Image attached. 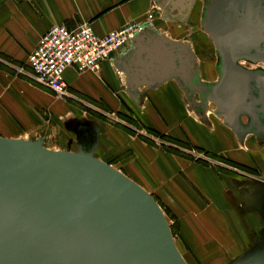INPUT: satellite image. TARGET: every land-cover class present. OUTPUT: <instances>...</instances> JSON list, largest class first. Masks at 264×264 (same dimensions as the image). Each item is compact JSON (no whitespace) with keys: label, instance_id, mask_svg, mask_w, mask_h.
<instances>
[{"label":"water","instance_id":"1","mask_svg":"<svg viewBox=\"0 0 264 264\" xmlns=\"http://www.w3.org/2000/svg\"><path fill=\"white\" fill-rule=\"evenodd\" d=\"M202 25L218 57L216 84L201 81L183 45L152 29L125 54L127 81L135 90L177 80L240 139H263L264 71L239 62L264 63V0H211ZM240 201L253 209L254 197ZM0 264L186 263L158 204L118 170L89 151L0 137Z\"/></svg>","mask_w":264,"mask_h":264},{"label":"crops","instance_id":"2","mask_svg":"<svg viewBox=\"0 0 264 264\" xmlns=\"http://www.w3.org/2000/svg\"><path fill=\"white\" fill-rule=\"evenodd\" d=\"M197 1L1 0L0 137L24 140L39 132L40 135L35 140L41 139L44 142L49 140V136H44L41 130L50 124L49 130H53L54 135L58 129L62 135L55 136H61L56 140L58 151L75 152L73 151L75 149L89 151L98 160L100 157L96 156H126L128 152L129 156H133L136 167L175 198L182 208L187 210L195 207V211L198 212L201 202L205 201L209 205L208 208L216 214L215 219L218 223L226 224V219H229L228 224L234 225L231 220L235 219L234 215L229 210L227 211L230 215L221 210L239 207L241 198L239 202L233 198L228 199L225 190H218L220 193L218 198L217 188L209 174L203 173L200 169L190 171L185 165L179 162L176 164L175 161L165 164L163 158H156L153 153L145 151L142 143L129 135L135 131L143 138L147 136L144 128L135 130L132 125L118 119L121 113L126 112L122 110L124 107L121 103L122 97L132 102L136 100L133 103L135 108L140 106V110H144L143 124L149 122L147 124L152 129L163 130L164 134L175 136L179 140L181 137L176 131L187 129L192 139L202 137L205 145L214 151L220 148L219 150L231 154L230 147L235 141L243 145L249 143L257 145L264 144V139L259 140L252 134L240 139L224 121L218 120V117L215 118L217 122L216 120H213L215 121L213 123L209 122L207 126L209 134L195 121L196 117L191 116L193 120L187 121L184 99L179 89L174 86V82L171 84V80L155 88L136 85V89L133 90L127 81L128 72L123 64L125 54L131 45L105 61L96 74L90 72L79 74L75 69L68 68L63 76L68 95L62 98L39 86L27 66L28 56L36 48L40 37L53 26L74 30L81 24L88 23L94 33L102 37L131 22H143L145 16L152 13L155 16L152 30L168 39L165 31L158 30L157 27H164L168 23L187 22ZM144 89L150 90L148 95L150 94L154 107L166 119L168 124L166 127L158 120L151 103L147 100H144L143 104L140 103L139 97ZM102 108L110 111L104 112ZM101 114H106L103 117L105 122L100 120ZM47 119L50 121H46ZM204 133H207L206 136H201ZM143 156H146V159ZM147 156H151L152 160L155 158L154 161L148 160ZM260 158L264 167V156ZM122 174L125 175L123 172ZM125 176L151 196V190L131 174ZM229 187L230 193L235 191L238 194L244 193L258 201L264 193V180H236ZM231 196L233 197V194H230L229 198ZM191 202L195 206H192ZM249 211L254 212L259 218L257 210ZM254 213L251 215L254 216ZM235 217L239 219L238 215Z\"/></svg>","mask_w":264,"mask_h":264},{"label":"rangeland","instance_id":"3","mask_svg":"<svg viewBox=\"0 0 264 264\" xmlns=\"http://www.w3.org/2000/svg\"><path fill=\"white\" fill-rule=\"evenodd\" d=\"M210 1L198 0L187 22L168 23L164 27H159L156 24V27L158 26V30L165 31L170 41L181 44L188 50L192 58L191 64L198 72L201 81L216 84L219 77L216 72L218 57L215 47L204 33L202 25L203 11L206 4ZM243 63V68L250 70H256L257 68L256 65L248 62L243 61ZM170 82L171 84L174 82V86L179 89L184 99L187 121L192 119L191 116L196 117V119L194 118L195 121L208 134L210 133L207 127L209 126V122H215L213 120H216V117L219 118L218 120L224 121L223 117L218 116L217 109L212 102L204 104L197 93L189 95L177 80H171ZM149 92L150 90L144 89L139 97V101L141 104L144 103V100L151 103L153 108H155L158 120L166 127L168 125L166 119L154 107L151 96H149L150 94L148 95ZM122 98L123 101L121 103L124 106L122 110L126 112L121 113L118 119L128 125H132L135 130H142L144 128L143 130L147 132V136L143 138L139 137L135 131L134 133H129V135L134 137L139 143H142L145 151L153 153L156 155V158H163L162 160H165V164H171V162L174 163L175 161L176 164L179 162L185 165L190 171L192 169H200L203 173L209 174V177L217 188L216 195L218 198L220 197L218 190H225L228 193V199L233 198L237 201L240 198L242 199L246 194H238L236 191L230 193L231 189L229 185H232V182L234 184L236 180H264V167L260 162V157L264 156V144L253 145L249 143L243 145V143L235 141L230 147V154L228 151L219 150L220 148H217L218 151L209 149L204 141L201 140L202 137L192 139L188 135L189 131L187 129L176 131L181 137L179 140L175 136L164 134L163 130L152 129L147 124L149 122L143 124L142 121L145 118L144 110H140V106L137 109L135 108L133 103L136 100L132 102L127 98ZM102 109L104 112L110 111ZM105 115H99L102 117L100 120L103 122H105L103 118ZM46 121H50V119ZM50 126L48 124L41 130L43 131L42 134H45L44 136H49V140L44 141L43 146L48 150L58 151L56 140L62 135L58 129L57 134L61 136L55 137L57 134L54 135V131L49 130ZM207 133L201 136L205 137ZM39 135L40 133L38 132L36 135L31 136V138L24 140L34 141ZM73 151L79 150L75 149ZM126 153V156L111 155L96 157H100L99 160L110 165L120 173L123 172L125 175L131 174L147 189L151 190V196L156 200L155 202L158 206H161L159 207L160 209L162 208L161 210L169 224L175 246L186 264H240L259 258L264 259V224L260 218L256 217L254 212L249 211V208H245V206L240 204V207H234L231 210L227 208L226 210H221V212L225 211L228 215H230V211L234 215L233 217L236 220L231 219L234 225L228 224L229 219H226V224L218 223L217 219H215L216 214L212 212V209L208 208V203L206 204L202 199L198 212L195 211V207L185 210L175 198L167 194L160 185H157L151 178L145 175V172L139 170L133 161V156H129L128 152ZM143 157L146 159V156ZM147 157L150 161H154L155 159L152 160L151 156ZM194 194L198 196L196 192ZM230 194H233V197L229 198ZM192 206L195 205L193 204ZM218 211L220 212V210ZM252 213H254V216L251 215ZM236 215L239 216V219L235 217Z\"/></svg>","mask_w":264,"mask_h":264},{"label":"built area","instance_id":"4","mask_svg":"<svg viewBox=\"0 0 264 264\" xmlns=\"http://www.w3.org/2000/svg\"><path fill=\"white\" fill-rule=\"evenodd\" d=\"M153 28L152 13L147 14L143 22L129 23L102 37L97 36L88 23L74 30L53 26L40 37L36 48L28 56L27 66L39 86L57 97H66L68 88L63 76L68 68L75 69L79 74H96L105 61L127 49L145 29Z\"/></svg>","mask_w":264,"mask_h":264},{"label":"flooded vegetation","instance_id":"5","mask_svg":"<svg viewBox=\"0 0 264 264\" xmlns=\"http://www.w3.org/2000/svg\"><path fill=\"white\" fill-rule=\"evenodd\" d=\"M245 62V61H244ZM242 63H243V61H242ZM244 64V63H243ZM250 64H252V65H256L257 66V68L256 69H261V70H263L264 71V63H250ZM239 65L240 66H242L241 65V62H239ZM243 67V66H242ZM241 122L244 124V125H246V124H248V122H249V120L247 119V118H242L241 119ZM264 139V138H263ZM262 140V139H261ZM243 206H245V205H243ZM251 206L253 207V209L252 210H254L255 209V211L257 210L258 211V209H260L258 212H259V218L262 220L261 222L264 224V193H263V196L261 197V199L260 200H256V201H254V203H252L251 204ZM251 209V208H250Z\"/></svg>","mask_w":264,"mask_h":264},{"label":"bare ground","instance_id":"6","mask_svg":"<svg viewBox=\"0 0 264 264\" xmlns=\"http://www.w3.org/2000/svg\"><path fill=\"white\" fill-rule=\"evenodd\" d=\"M241 65H242V63H241ZM219 79V78H218ZM186 263V262H185Z\"/></svg>","mask_w":264,"mask_h":264},{"label":"trees","instance_id":"7","mask_svg":"<svg viewBox=\"0 0 264 264\" xmlns=\"http://www.w3.org/2000/svg\"><path fill=\"white\" fill-rule=\"evenodd\" d=\"M160 206V205H159ZM161 207V206H160ZM162 209V208H161Z\"/></svg>","mask_w":264,"mask_h":264}]
</instances>
